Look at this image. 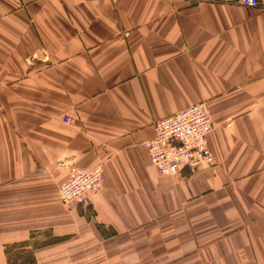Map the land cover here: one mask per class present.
I'll return each mask as SVG.
<instances>
[{
    "label": "crops",
    "instance_id": "obj_1",
    "mask_svg": "<svg viewBox=\"0 0 264 264\" xmlns=\"http://www.w3.org/2000/svg\"><path fill=\"white\" fill-rule=\"evenodd\" d=\"M259 3L0 0V264H264ZM201 103L214 163L162 176L155 122Z\"/></svg>",
    "mask_w": 264,
    "mask_h": 264
},
{
    "label": "built area",
    "instance_id": "obj_2",
    "mask_svg": "<svg viewBox=\"0 0 264 264\" xmlns=\"http://www.w3.org/2000/svg\"><path fill=\"white\" fill-rule=\"evenodd\" d=\"M247 7L260 6L259 0H241ZM70 124L72 118L65 116ZM156 136L145 144L151 163L162 176L174 177L183 170L198 171L203 164L212 165L214 156L209 148V136L214 129L213 119L205 104L190 106L172 117L155 122ZM104 182L103 167L92 171L71 168L69 179L60 189L64 204L90 205L92 194Z\"/></svg>",
    "mask_w": 264,
    "mask_h": 264
},
{
    "label": "rangeland",
    "instance_id": "obj_3",
    "mask_svg": "<svg viewBox=\"0 0 264 264\" xmlns=\"http://www.w3.org/2000/svg\"><path fill=\"white\" fill-rule=\"evenodd\" d=\"M80 169V168H79ZM23 256V255H22ZM22 256H20V257H22ZM17 260H19V261H16V258H14V264H26L24 261H25V256L24 257H22V258H18Z\"/></svg>",
    "mask_w": 264,
    "mask_h": 264
},
{
    "label": "trees",
    "instance_id": "obj_4",
    "mask_svg": "<svg viewBox=\"0 0 264 264\" xmlns=\"http://www.w3.org/2000/svg\"><path fill=\"white\" fill-rule=\"evenodd\" d=\"M26 264H36V263H34L33 261H32V259L30 260V259H26Z\"/></svg>",
    "mask_w": 264,
    "mask_h": 264
}]
</instances>
